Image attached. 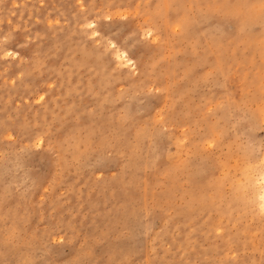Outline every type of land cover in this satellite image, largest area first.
<instances>
[{
  "label": "rangeland",
  "instance_id": "obj_1",
  "mask_svg": "<svg viewBox=\"0 0 264 264\" xmlns=\"http://www.w3.org/2000/svg\"><path fill=\"white\" fill-rule=\"evenodd\" d=\"M263 119L264 0H0V264H264Z\"/></svg>",
  "mask_w": 264,
  "mask_h": 264
},
{
  "label": "bare ground",
  "instance_id": "obj_2",
  "mask_svg": "<svg viewBox=\"0 0 264 264\" xmlns=\"http://www.w3.org/2000/svg\"><path fill=\"white\" fill-rule=\"evenodd\" d=\"M94 23V22H93ZM96 32H97V30H96ZM126 55V56H125ZM125 58H124V61H125V63L126 64H128V65H131V62H132V59L131 58H129V56L125 53ZM122 56V55H121ZM136 63V62H135ZM135 64H133L132 66H134ZM132 66H130V67H132ZM136 66V65H135ZM129 68V67H128ZM260 115H261V113H260ZM264 120V119H263ZM262 174V173H261ZM260 177V176H259ZM257 178V177H256ZM255 179V178H254ZM263 180H264V178H263ZM261 181V180H260ZM254 182V181H253ZM264 193V192H263ZM263 203H264V197H263ZM218 209V208H217Z\"/></svg>",
  "mask_w": 264,
  "mask_h": 264
}]
</instances>
